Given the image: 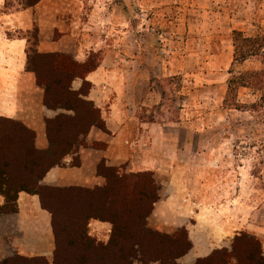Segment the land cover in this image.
I'll list each match as a JSON object with an SVG mask.
<instances>
[{
    "label": "rangeland",
    "instance_id": "1",
    "mask_svg": "<svg viewBox=\"0 0 264 264\" xmlns=\"http://www.w3.org/2000/svg\"><path fill=\"white\" fill-rule=\"evenodd\" d=\"M19 11L21 18L8 15ZM263 30L264 0H40L28 8L0 0V92H17L14 102L24 114L10 118L26 124L41 115L40 90L49 107L48 85L52 104L77 106V117L61 119L70 123L62 138L74 137L73 121L85 136L89 122H99L95 129L109 139L119 134L129 141H120L121 164L100 166L107 191L50 192L52 253L11 250L0 264H196L215 249L231 251L246 232L260 239L264 255V108L250 106L264 92V57L242 49L243 37ZM32 48L54 55L35 56L30 65ZM92 72L94 80L87 78ZM246 72L256 73L255 86H239L235 99L243 107L229 106V79ZM94 88L103 93L107 118L121 124L102 122L84 98ZM55 116L45 118L46 133ZM58 123L51 124L56 138ZM26 125L36 147L49 152L35 156L48 161L55 154L51 141H39ZM85 136L73 146L74 164ZM173 197L182 214L169 222L167 208L153 209ZM96 208L106 218L86 219ZM237 243L244 257L246 241Z\"/></svg>",
    "mask_w": 264,
    "mask_h": 264
},
{
    "label": "trees",
    "instance_id": "2",
    "mask_svg": "<svg viewBox=\"0 0 264 264\" xmlns=\"http://www.w3.org/2000/svg\"><path fill=\"white\" fill-rule=\"evenodd\" d=\"M39 1L40 0H20V5L22 6V8H28L36 5ZM243 38L244 40H246V48L245 45H243L242 49L246 50V54H258L264 57V30L261 34L256 35L254 37ZM239 48V46H236V51L239 50ZM38 55L53 56L54 54H43L38 52L37 49L32 48L28 53V63L31 65L33 63V58ZM247 57L248 55H246V58ZM31 70L35 71V73L39 77V72L37 68L32 67ZM245 76L247 79L245 78ZM251 76L253 78L248 79L251 78ZM256 77V73L251 74L249 72H246V74H244L243 76L241 75L236 78L234 77L229 79V96L228 98H226V103L229 106L234 105L237 108L243 107L241 103L236 102V90L239 86H255ZM72 94L77 95V100L86 103V99L84 100L83 97L80 96L82 94L81 91L73 90ZM48 97L49 86L46 85L44 101L49 107L64 108L66 110L73 111V113L71 114L59 113L54 118L47 120V137L51 141L52 146L55 148V154L53 156L50 155L49 160L47 159L48 161L43 159L45 156H39V158L36 157L39 154H46L49 152L48 150H42L36 147L34 142L36 133L33 129L28 127L23 122L14 120L10 117H6L0 114V195H3L5 197V203L0 205V213L12 212L18 209L17 199L20 191L38 193L41 196L42 204L52 212V225L56 238V210L54 208V205L51 204L53 195L50 192L79 189L81 191L95 193L99 192V190L107 191L109 187L107 188L106 186L107 189L105 188V186L94 189L84 187H69L64 189L54 186L40 185V180L46 175V173L53 166L61 164L62 160L67 155L71 154L75 142L78 141L76 139L85 136V133L87 132V130L80 131L78 128L79 126L77 127V124L79 125V123L71 120L73 121L72 126H75V132L73 134L74 137L69 134V136L62 138L61 132L66 129V127L70 123L68 122V125H66L67 123L63 124V120L61 119H72L73 117H77V106L75 104H72L68 100L64 101V103L58 102L56 104H52L49 101ZM250 106L254 108H264V92L262 93L260 100L255 103H252ZM97 110L99 111V109ZM101 120L103 119L101 118ZM53 121L59 122L58 125L55 127L56 134L59 133L60 135V137L57 136L58 138H56L55 135L53 136V130H51V124ZM95 123L100 125L99 122H89V125L92 126V124ZM55 138L58 139V141ZM49 149L53 150V148L51 147ZM112 169L115 170V168ZM115 175V177L122 178L121 176H118V173H116ZM109 182L111 183V181ZM109 182L108 184H110ZM88 203L91 207L94 204V201L92 200ZM96 210L97 211H93L92 213H90L91 211L89 213H86V219H90L93 217L106 218L103 217L102 212L98 208H96ZM104 210L106 209L104 208ZM241 239L246 241V253L244 257H242L238 251L239 244L237 242ZM191 246L192 245L189 242L186 249L175 254V257L181 256L183 253L189 250ZM232 260L235 261V264H264V255L262 253L260 239H258L254 235H250L247 232L242 233L235 237V242L232 245L231 251L226 248L215 249L210 255L198 258L196 264H231Z\"/></svg>",
    "mask_w": 264,
    "mask_h": 264
},
{
    "label": "crops",
    "instance_id": "3",
    "mask_svg": "<svg viewBox=\"0 0 264 264\" xmlns=\"http://www.w3.org/2000/svg\"><path fill=\"white\" fill-rule=\"evenodd\" d=\"M24 11L9 13V16L14 18H21ZM19 44L25 46V42L18 40ZM23 61L22 66H25ZM18 68H20L18 66ZM19 71V70H18ZM21 70L18 72L20 73ZM30 76L33 75L32 72ZM15 74H13V77ZM33 77V76H32ZM34 78V77H33ZM90 80H94V73L92 72L88 77ZM34 80V79H33ZM77 84V82H76ZM74 89H79V86L75 85ZM100 89L94 88L88 97H84L87 100H91L95 103V107L100 110L101 118L105 122L106 126H117L121 124L117 120V116L108 119L105 107L103 105V99L99 97ZM17 93V92H16ZM15 91H2L0 92V114L6 117H24L23 112L16 105ZM15 101V102H14ZM21 101V100H20ZM39 102L42 107L41 115L37 114L34 119L24 121L30 126H34L38 134V140L46 142V128L45 118L53 117L56 114L63 111V109H50L43 103L42 92L40 90ZM107 105V104H106ZM112 108H114L112 106ZM115 113V109H113ZM66 113L72 112L66 110ZM23 114V115H22ZM70 114V113H69ZM37 119V120H35ZM98 124H92L91 131L86 134L85 141L88 144H84L82 148H79L76 152L79 163L74 164L72 162V155L65 157L63 164H57L53 166L46 175L40 180V185L54 186V187H84V188H99L105 186L106 176L100 171V166L104 163L109 167H116L121 164L122 157L124 155V141L120 135H112L109 139L103 133L98 132L95 127ZM120 141H124L120 143ZM121 144V146L119 145ZM168 200L162 198L154 204L153 212L156 213L160 207L167 208L165 220L172 222L173 215L182 214V210L175 204L174 199ZM5 203V198L0 195V205ZM18 209L12 212L0 213V260L10 254L11 250H15L17 253L22 254H38L49 255L55 248V236L52 225L53 215L52 212L42 204L41 196L38 193H30L27 191H20L17 199ZM170 209V210H169ZM169 210V211H168ZM168 232L170 229H166ZM192 239V237H190ZM204 252L202 255H208L209 252Z\"/></svg>",
    "mask_w": 264,
    "mask_h": 264
}]
</instances>
